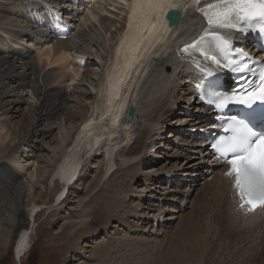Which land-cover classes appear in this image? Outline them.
I'll return each mask as SVG.
<instances>
[{"label":"bare ground","instance_id":"1","mask_svg":"<svg viewBox=\"0 0 264 264\" xmlns=\"http://www.w3.org/2000/svg\"><path fill=\"white\" fill-rule=\"evenodd\" d=\"M65 1L0 0V161L5 160L0 163V210L7 204L0 216V239L7 244L19 220L26 217L32 223L31 230L17 235L15 261L21 264L32 251L39 214L63 204L66 192L87 173L86 163L96 161L98 180L89 193L102 180L110 187L118 175L127 179L113 188L119 203L112 206L110 219L138 234L136 241L119 242L129 256L142 261L141 250H162L161 258L147 256L143 262L256 264L255 255L264 250V213L236 210L217 175L219 164L197 135L188 133L205 125L204 118L195 116L199 106L190 100L193 77L178 51L182 40L200 34L194 0H184L182 10L169 6L179 0L153 7L147 0L142 5L137 0H85L77 31L59 39L31 13L83 9ZM175 9L184 22L168 38L165 16ZM35 37L36 42L27 39ZM11 107L19 114L17 122ZM175 115L180 119L171 123ZM161 146L168 155L157 150ZM26 150L31 155L22 156ZM43 190L50 191L52 201L44 202ZM83 198L74 207L72 234L88 220L83 205L88 196ZM102 247L92 254L113 248ZM80 251L76 247L75 253ZM129 258L124 264H135V257ZM260 261L264 264L263 257Z\"/></svg>","mask_w":264,"mask_h":264},{"label":"snow or ice","instance_id":"2","mask_svg":"<svg viewBox=\"0 0 264 264\" xmlns=\"http://www.w3.org/2000/svg\"><path fill=\"white\" fill-rule=\"evenodd\" d=\"M161 2L147 0L149 7ZM137 3L142 5L144 0ZM194 5L206 27L198 39L181 51L199 53L217 68L227 67L240 74L230 90H224L219 80L207 81L201 98L211 97L207 102L219 112L230 105L242 106L238 116H230L222 125L227 135H218L210 147L216 159L228 166L224 175L233 181L239 209L254 212L264 208V64L258 72L252 69L248 63L252 57L243 49L236 51L230 34L256 35L260 50L264 51V0H194ZM169 6L182 10L184 0ZM166 20L173 30L184 22L177 10L167 13ZM248 72L255 79L244 75ZM207 75L214 73L209 70ZM217 119L223 121L224 117Z\"/></svg>","mask_w":264,"mask_h":264},{"label":"rangeland","instance_id":"3","mask_svg":"<svg viewBox=\"0 0 264 264\" xmlns=\"http://www.w3.org/2000/svg\"><path fill=\"white\" fill-rule=\"evenodd\" d=\"M16 112L17 110L12 109V107L10 108V113H11L10 116L13 117L14 122L20 120L19 114ZM179 117L180 116L178 115L173 116L170 122L171 123L174 122L175 118L180 119ZM174 135L170 136V138L174 139ZM164 146H161L159 149H157L162 152L163 154L162 156H164V154L168 155L167 153H169L168 150L166 151ZM22 149L20 150L22 151ZM26 151L27 153L26 154L22 153V156L31 155L30 150H26ZM189 156L192 155L189 154ZM207 158L209 157L206 155V157L204 158L206 160L205 164L208 160ZM149 159H150V154L147 155V160ZM163 159L162 157L161 159H159L160 163L163 162ZM1 162L4 163L5 160H1L0 163ZM95 162L96 161L93 162L91 161V163L90 162H88V164L86 163L85 169L87 170V173L85 174L83 173V175L81 176V180L77 181L75 179L74 182L77 181L76 182L77 184L66 192L67 196L66 194L64 195L63 204L59 206L57 205L53 206L52 211L43 210L39 214L37 218V223L33 227L34 232L32 233L33 241L31 243L34 245V247L30 252V254L27 255L22 260L21 264H74V263L75 264H84V263L85 264H119L121 262H122L121 264H124V262H126L124 258L128 259L129 257H130L129 259L131 258L133 259V257H135V261H134L135 264H145L143 262V259H145L147 256L154 258V260H155V256L157 257L160 256V258L163 256L164 252L162 253V250L160 254L159 253L148 254L147 250L144 249L141 250L143 251V253H140L143 254L141 261V259L139 260L137 256H133V255L129 256L130 255L129 252H126L122 248H119L121 247L119 246V242L125 243V239L127 240L128 238L132 241H136L137 240L136 238L139 237L137 233L130 231L128 228L117 227V225H115L114 223L116 222V220L114 221L110 219L112 206L117 205L119 203V200L117 199L118 197L114 195L115 192L113 191L114 190L113 188H116L117 186L122 184L124 185L127 182V179H125L124 175L123 176L118 175V177H114L113 180H110L109 182L110 187L108 185L103 186L102 183H104V180H102L97 190L89 193L88 189H90L89 188L90 185H92L95 181L98 180L96 177H94L96 175ZM115 178L119 180H115ZM71 185L69 187H71ZM155 185H157V183H155ZM92 189L93 187L91 188V190ZM45 192L46 191L43 190L41 193L42 196H44L46 199V200L44 199V202L52 201L53 195L52 196L50 195V191L46 192L48 194H45ZM86 196H88V198L83 203V205L86 204V207L84 209L88 214V220L84 226L77 227L72 234L70 229L72 225H74V222L77 221V218L75 217L76 213L74 212L76 201L79 199L80 200L84 199L83 197ZM38 197L39 195H36L35 200L37 201V203H40L41 200L38 199ZM22 208L24 209V206ZM6 210H7V204L4 206L3 209L0 210L1 217L4 216ZM168 214L170 215L172 213H170L169 211L165 213V216ZM109 220L111 224H108ZM178 223L175 222L173 225L176 227L178 226ZM142 226L144 225H141L140 230L144 229L142 228ZM149 227L152 228V225L150 224L147 225L145 235H147L148 232L150 231ZM175 227L170 228L169 231L175 229ZM31 228H32V223L29 222L25 217L17 222V229H15L14 233H11L8 236V240L6 241L7 244H5L4 239L2 238L0 239L1 240L0 264H18L15 261V255H14V248H15L14 244L16 242L17 235L21 230L26 229L29 231L31 230ZM142 234L144 235V233ZM114 243H116L117 245ZM100 246H103L102 248L109 247L110 249V246L111 248L112 247L113 248L111 249L112 251L111 250L108 251V254H105L106 253L104 251L105 249H102L103 251L100 252V255L96 253L95 255L92 254L91 250H93L95 247H100ZM76 247H81L82 253L81 251L79 254L75 253ZM262 257L264 258L263 249L261 252L259 251L255 255L254 257L256 261L255 263L259 264L261 262L260 260L262 259ZM151 264H155V263H151Z\"/></svg>","mask_w":264,"mask_h":264},{"label":"water","instance_id":"4","mask_svg":"<svg viewBox=\"0 0 264 264\" xmlns=\"http://www.w3.org/2000/svg\"><path fill=\"white\" fill-rule=\"evenodd\" d=\"M156 62H157L156 60H153V61H152V65H155ZM134 113H135L134 109H133V108H130V109H129V116H130V117H133V116H134Z\"/></svg>","mask_w":264,"mask_h":264}]
</instances>
